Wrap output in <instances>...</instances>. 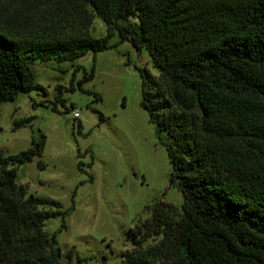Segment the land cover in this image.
I'll return each mask as SVG.
<instances>
[{
	"label": "trees",
	"instance_id": "obj_1",
	"mask_svg": "<svg viewBox=\"0 0 264 264\" xmlns=\"http://www.w3.org/2000/svg\"><path fill=\"white\" fill-rule=\"evenodd\" d=\"M96 15L105 36L91 33ZM115 31L159 70L143 78L141 105L166 133L183 194L178 215L159 202L129 230L120 264H264V0H0V105L35 86L36 59L105 50ZM43 150L35 139L0 149V264H72L44 230L66 210L17 182Z\"/></svg>",
	"mask_w": 264,
	"mask_h": 264
},
{
	"label": "rangeland",
	"instance_id": "obj_2",
	"mask_svg": "<svg viewBox=\"0 0 264 264\" xmlns=\"http://www.w3.org/2000/svg\"><path fill=\"white\" fill-rule=\"evenodd\" d=\"M91 33L107 34L98 15ZM109 42L73 61L36 59L35 86L0 105L4 154L44 140L42 154L18 166L17 182L66 210L44 223L46 232L56 233L61 263L120 264L133 248L129 230L149 218L156 203L172 204L175 215L183 203L170 182L166 133L141 105L143 78H158L159 70L146 48L121 41L118 31Z\"/></svg>",
	"mask_w": 264,
	"mask_h": 264
},
{
	"label": "built area",
	"instance_id": "obj_3",
	"mask_svg": "<svg viewBox=\"0 0 264 264\" xmlns=\"http://www.w3.org/2000/svg\"><path fill=\"white\" fill-rule=\"evenodd\" d=\"M74 116H75V117H78V116H79L78 111H75V112H74Z\"/></svg>",
	"mask_w": 264,
	"mask_h": 264
}]
</instances>
